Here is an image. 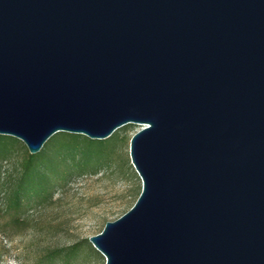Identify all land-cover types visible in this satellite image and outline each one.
<instances>
[{"label":"water","instance_id":"1","mask_svg":"<svg viewBox=\"0 0 264 264\" xmlns=\"http://www.w3.org/2000/svg\"><path fill=\"white\" fill-rule=\"evenodd\" d=\"M130 141L105 264H264V0H0V135Z\"/></svg>","mask_w":264,"mask_h":264},{"label":"rangeland","instance_id":"2","mask_svg":"<svg viewBox=\"0 0 264 264\" xmlns=\"http://www.w3.org/2000/svg\"><path fill=\"white\" fill-rule=\"evenodd\" d=\"M141 128L132 124L118 129L120 136L106 144L107 151L116 156L108 168L59 188L51 200L22 212L18 221L4 207L1 194L0 264H105V257L88 240L99 234L106 222L126 213L142 190L130 157L131 138ZM16 154L20 157L21 149ZM13 166L5 162V172ZM78 242L81 244L73 256L67 259L68 250H64L53 257L55 250Z\"/></svg>","mask_w":264,"mask_h":264},{"label":"trees","instance_id":"3","mask_svg":"<svg viewBox=\"0 0 264 264\" xmlns=\"http://www.w3.org/2000/svg\"><path fill=\"white\" fill-rule=\"evenodd\" d=\"M128 126L132 124L123 128ZM115 135L120 136V131L117 130L106 139L58 132L37 154H31L18 138L0 135V195H3L4 207L13 212V220L18 221L22 212L51 200L59 188L108 168L116 156L107 151L106 144ZM18 149L22 151L20 157L16 154ZM5 162L14 164L8 173L4 170ZM80 244L78 242L67 249H57L53 257L68 250V259Z\"/></svg>","mask_w":264,"mask_h":264}]
</instances>
